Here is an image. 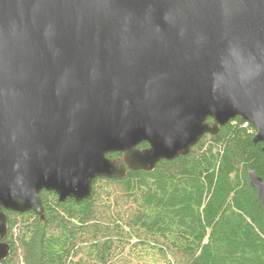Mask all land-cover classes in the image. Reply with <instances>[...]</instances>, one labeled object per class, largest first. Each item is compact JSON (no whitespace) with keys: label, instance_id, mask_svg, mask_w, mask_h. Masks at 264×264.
<instances>
[{"label":"water","instance_id":"1","mask_svg":"<svg viewBox=\"0 0 264 264\" xmlns=\"http://www.w3.org/2000/svg\"><path fill=\"white\" fill-rule=\"evenodd\" d=\"M237 117L264 144V0H0V260L6 210L87 199Z\"/></svg>","mask_w":264,"mask_h":264},{"label":"trees","instance_id":"2","mask_svg":"<svg viewBox=\"0 0 264 264\" xmlns=\"http://www.w3.org/2000/svg\"><path fill=\"white\" fill-rule=\"evenodd\" d=\"M256 133L237 117L151 171L97 177L87 199L42 191L43 214L5 211L0 264H264V210L249 180H264Z\"/></svg>","mask_w":264,"mask_h":264}]
</instances>
